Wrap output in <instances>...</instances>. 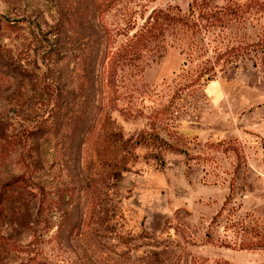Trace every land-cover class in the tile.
<instances>
[{
    "label": "rangeland",
    "instance_id": "374dc122",
    "mask_svg": "<svg viewBox=\"0 0 264 264\" xmlns=\"http://www.w3.org/2000/svg\"><path fill=\"white\" fill-rule=\"evenodd\" d=\"M109 1L0 0V264H264V0Z\"/></svg>",
    "mask_w": 264,
    "mask_h": 264
},
{
    "label": "trees",
    "instance_id": "16d2710c",
    "mask_svg": "<svg viewBox=\"0 0 264 264\" xmlns=\"http://www.w3.org/2000/svg\"><path fill=\"white\" fill-rule=\"evenodd\" d=\"M110 1H113V0H110ZM109 1V2H110ZM146 33V32H145ZM145 33L139 35L137 37V40L144 37L145 36ZM110 67H112V61L110 62ZM8 182L4 183L1 187V190H0V217L3 215L4 213V209H5V205L6 203L8 202V197L9 195L11 194V189H13V187L11 185H9ZM10 192V193H9ZM9 193V194H8ZM8 194V196L6 195ZM65 222H63L64 224ZM69 223V222H68ZM67 224V223H66Z\"/></svg>",
    "mask_w": 264,
    "mask_h": 264
},
{
    "label": "water",
    "instance_id": "95a60500",
    "mask_svg": "<svg viewBox=\"0 0 264 264\" xmlns=\"http://www.w3.org/2000/svg\"><path fill=\"white\" fill-rule=\"evenodd\" d=\"M30 23H31V21H30Z\"/></svg>",
    "mask_w": 264,
    "mask_h": 264
}]
</instances>
